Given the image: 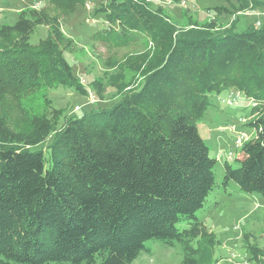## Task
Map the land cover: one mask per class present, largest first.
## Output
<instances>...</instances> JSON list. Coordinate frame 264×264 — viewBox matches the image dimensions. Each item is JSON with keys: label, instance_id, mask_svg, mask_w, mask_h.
<instances>
[{"label": "trees", "instance_id": "16d2710c", "mask_svg": "<svg viewBox=\"0 0 264 264\" xmlns=\"http://www.w3.org/2000/svg\"><path fill=\"white\" fill-rule=\"evenodd\" d=\"M46 1L0 25V95L73 74L63 53L72 40L56 14L87 0ZM236 1V9L264 10L263 0ZM94 13L105 26L93 39L120 42L129 31L150 38L133 60L141 81L112 107L70 116L57 131L42 116L20 131L0 115V264H132L150 239L176 241L181 264H201L212 239L196 211L216 185V159L196 123L210 95L242 87L254 100V135L237 167L224 163L222 184L264 198V23L254 18L235 31V15L222 30L183 29L141 0H109ZM40 25L48 35L33 44ZM50 134L45 167L43 151L31 147ZM247 251L256 258L254 246Z\"/></svg>", "mask_w": 264, "mask_h": 264}, {"label": "rangeland", "instance_id": "374dc122", "mask_svg": "<svg viewBox=\"0 0 264 264\" xmlns=\"http://www.w3.org/2000/svg\"><path fill=\"white\" fill-rule=\"evenodd\" d=\"M141 1L183 29L222 30V26L230 23L236 15L234 29L242 31L254 18L264 19V10L236 9V0ZM46 4V0H0V25H12L21 10L34 6L41 8ZM107 4L109 0H87L81 10L69 16L56 14L65 36L72 40L62 47L67 46L63 53L73 74L63 82L42 81L35 86L22 85L21 82L14 90L1 94L0 115L12 128L30 130L33 116L38 115L52 121L57 131L70 116L112 107L122 94L140 83L141 77L132 70V65L135 57L151 45L147 34L129 31L131 36L120 42L91 38L95 31L105 26L103 14H95L94 9ZM50 9L54 10V7ZM47 35L46 27L37 26L30 42L35 44ZM230 93L238 95L237 101L227 104L223 99H227ZM209 100L210 105L196 123L209 156L216 159V185L209 192L204 206L196 211L210 233L206 238L210 236L212 239L201 264H264V198L257 192L241 190L232 180L227 185L222 184L224 163L228 162L232 167L239 164L240 148L234 147V136L239 131L245 132L248 141L254 135L248 122L255 117L251 113L255 102L243 93L242 87L212 94ZM51 140L52 134L31 147L43 151L45 167L50 163L47 145ZM176 226L183 229L188 226V221H180ZM144 244L149 250L142 251L132 264H181L180 243L174 241L167 245L150 239ZM247 246L256 248V258L250 257Z\"/></svg>", "mask_w": 264, "mask_h": 264}, {"label": "built area", "instance_id": "2783aa9c", "mask_svg": "<svg viewBox=\"0 0 264 264\" xmlns=\"http://www.w3.org/2000/svg\"><path fill=\"white\" fill-rule=\"evenodd\" d=\"M262 23H264V19L261 20V19H256L255 22H254V25L255 26H260ZM238 97V95H234L232 93H230L227 97V99H223L227 104H232L234 102H236V98ZM247 139V135L245 132H242V131H239L233 138V144H234V147L235 148H240L243 143L246 141ZM231 152L229 151L228 152V155H230Z\"/></svg>", "mask_w": 264, "mask_h": 264}]
</instances>
